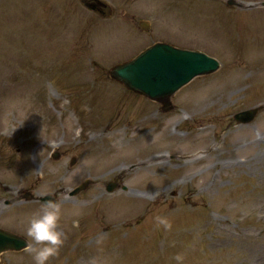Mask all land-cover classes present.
<instances>
[{"label":"rangeland","instance_id":"rangeland-1","mask_svg":"<svg viewBox=\"0 0 264 264\" xmlns=\"http://www.w3.org/2000/svg\"><path fill=\"white\" fill-rule=\"evenodd\" d=\"M109 1L115 13L102 19L77 0H0V130L32 128L17 142L3 140L0 168L41 169L39 193L86 177L97 181L76 199L63 196L66 239L49 264H246L255 254L256 264H264V221L256 217L264 211V137L256 139L264 135V110L248 125L226 126L236 111L264 102V7ZM141 20L149 22L147 33ZM154 40L200 49L220 68L181 88L172 97L175 108L151 119L155 106L127 94L106 72ZM212 104L185 138L167 137L177 115L211 112ZM119 110L129 125L122 132L118 121L111 124ZM104 124L109 133L86 140ZM79 131L84 137L75 139ZM52 140L62 141L57 160L49 158ZM159 152L164 161L152 159ZM122 169L129 191L106 194L101 183Z\"/></svg>","mask_w":264,"mask_h":264},{"label":"clouds","instance_id":"clouds-1","mask_svg":"<svg viewBox=\"0 0 264 264\" xmlns=\"http://www.w3.org/2000/svg\"><path fill=\"white\" fill-rule=\"evenodd\" d=\"M62 215L61 205L55 200L43 203L40 210L33 213L27 220L26 232L31 239L29 251L32 253L34 264H49V261L58 256L66 237L59 230ZM159 224L168 227L165 218H156ZM179 262L181 256H176Z\"/></svg>","mask_w":264,"mask_h":264},{"label":"flooded vegetation","instance_id":"flooded-vegetation-1","mask_svg":"<svg viewBox=\"0 0 264 264\" xmlns=\"http://www.w3.org/2000/svg\"><path fill=\"white\" fill-rule=\"evenodd\" d=\"M16 185L17 182L6 181L3 175L0 173V201L11 206L12 208H16L19 211H26L28 210V207L24 205V190L16 192L14 189ZM3 218L4 215L0 216V222ZM26 224L27 220L23 223H21V221H15V223H13V229L11 230L17 234L27 236Z\"/></svg>","mask_w":264,"mask_h":264},{"label":"water","instance_id":"water-1","mask_svg":"<svg viewBox=\"0 0 264 264\" xmlns=\"http://www.w3.org/2000/svg\"><path fill=\"white\" fill-rule=\"evenodd\" d=\"M232 3H233V2H232L231 0H230V1H228V4H229V5H231Z\"/></svg>","mask_w":264,"mask_h":264}]
</instances>
